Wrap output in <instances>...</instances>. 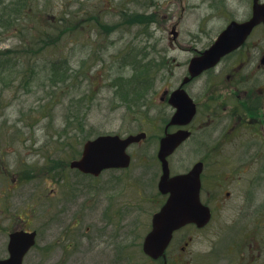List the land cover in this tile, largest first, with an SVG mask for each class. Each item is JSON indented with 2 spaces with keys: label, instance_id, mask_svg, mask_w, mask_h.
Returning a JSON list of instances; mask_svg holds the SVG:
<instances>
[{
  "label": "rangeland",
  "instance_id": "1",
  "mask_svg": "<svg viewBox=\"0 0 264 264\" xmlns=\"http://www.w3.org/2000/svg\"><path fill=\"white\" fill-rule=\"evenodd\" d=\"M9 1L0 0V13ZM223 3L27 0L17 19L0 18V259L9 256L10 234L26 229L38 232V247L24 264H153L142 247L151 220L150 205L141 199L144 146L129 150V169L109 170L99 178L70 165L98 135L139 134L142 112L154 116L163 91L181 83L192 51L216 38L231 20L245 21L251 14L250 0ZM67 16L68 29L59 41L32 53L33 38ZM173 27L179 33L174 49ZM254 36H264V30ZM200 39L201 46L193 43ZM138 60L152 61L142 75L153 92L124 103L115 83L134 77ZM50 62L78 71L71 85L57 92L56 104L49 103L45 88ZM144 101L154 110H143ZM234 161L259 169L264 156ZM226 238H221L223 250ZM217 255L215 261L223 259Z\"/></svg>",
  "mask_w": 264,
  "mask_h": 264
},
{
  "label": "flooded vegetation",
  "instance_id": "2",
  "mask_svg": "<svg viewBox=\"0 0 264 264\" xmlns=\"http://www.w3.org/2000/svg\"><path fill=\"white\" fill-rule=\"evenodd\" d=\"M259 30H264V24L241 47L195 77L189 72L190 61L208 50L218 36L202 46L203 39L193 41L201 49L192 51L181 83L163 91L156 110L143 102V110L155 114L142 112L139 131L144 136L139 142L144 146L140 151L141 199L150 205L151 215L142 247L153 231L155 216L177 191L172 186L171 191L161 187L163 139L184 137L167 157L169 181L198 169L200 183L196 206H187L191 220L173 232L164 255L150 259L153 264H264V165L257 169L252 162L234 161L236 157L264 156V36H254ZM178 38L171 40L172 49L178 46ZM176 91L185 92L184 103L172 101ZM104 172L84 175L99 178ZM222 237H227L225 250ZM37 247L38 234L28 255ZM217 253L223 259L215 261Z\"/></svg>",
  "mask_w": 264,
  "mask_h": 264
},
{
  "label": "water",
  "instance_id": "3",
  "mask_svg": "<svg viewBox=\"0 0 264 264\" xmlns=\"http://www.w3.org/2000/svg\"><path fill=\"white\" fill-rule=\"evenodd\" d=\"M262 23H264V3H261L260 0H253V14L248 21L243 23L233 21L220 34L218 40L209 50L205 51L201 57L194 58L191 61L189 67L191 77L198 76L205 70L214 67L225 55L241 47L254 28ZM172 34L175 38L178 37L175 28ZM187 98L183 91H177L172 95V101L176 102L178 100L184 103ZM176 104L181 106L178 103ZM143 137V135H137L123 139L119 136L106 135L88 141L84 146L82 158L74 161L71 164L72 168L94 176H99L107 169L127 168L131 164V156L127 153L128 148L139 142ZM183 139L184 137L180 135H170L162 140L160 158L163 162L165 174L161 187L167 188V191L172 189L177 191L169 199L163 211L155 216L153 231L146 238L144 251L154 259H158L163 255L173 232L191 220L187 206L195 207L199 198L198 169L193 174L176 177L171 182L169 181L167 157L177 149ZM193 176H195V179H192ZM35 243L36 233L24 231L12 233L8 246L9 258L0 260V264H23L25 255Z\"/></svg>",
  "mask_w": 264,
  "mask_h": 264
},
{
  "label": "trees",
  "instance_id": "4",
  "mask_svg": "<svg viewBox=\"0 0 264 264\" xmlns=\"http://www.w3.org/2000/svg\"><path fill=\"white\" fill-rule=\"evenodd\" d=\"M27 5V0H18L17 2H12L11 0L9 3L3 6L2 11L0 13L1 19H7L14 16V19H17L18 16L21 15V8ZM70 16H67V18H63L61 20H57L56 23H54L55 27H52L49 31H45L44 28L42 29V34L40 37L33 38L35 42H32L34 49L29 46L27 53H31L32 50L34 54H41L43 51H45L49 46L55 45L59 39L61 38L60 35H64L63 31H66L68 28L65 27L64 23L68 21ZM8 20V19H7ZM74 27V26H73ZM76 31V30H73ZM72 31V32H73ZM57 36V37H56ZM29 42V41H27ZM26 54V52H25ZM149 63L143 64L140 60H138V66H136V73L134 77L131 78H120L116 83V94L119 95L122 102L126 103L128 100H139L144 97L147 91V85H149V82L147 83V80L145 82L143 78H145L142 74L149 71L148 65L151 66L152 61H148ZM50 77L48 84L45 85V88L48 89V94L51 95L49 99V103H58L59 100H57V92L62 90L63 88L67 87L68 85H71L72 78L77 75L78 71L74 72L73 68L70 66L59 63V62H50ZM73 73V75H72ZM73 76V77H72ZM143 79V80H142ZM143 83V84H142ZM151 84V81H150ZM26 85H29V80L26 81ZM76 117V116H75ZM45 117H42L40 119V122ZM79 118V117H77ZM83 119V118H82ZM82 119L79 121L81 123ZM38 123V121H35ZM73 123V122H72ZM69 124V123H68ZM27 127H34L33 125L27 126ZM51 163V162H50ZM54 164V163H53Z\"/></svg>",
  "mask_w": 264,
  "mask_h": 264
}]
</instances>
